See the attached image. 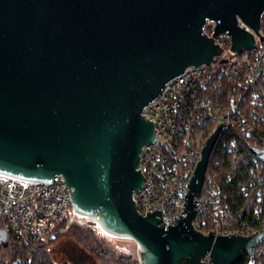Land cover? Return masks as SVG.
I'll use <instances>...</instances> for the list:
<instances>
[{"label":"water","instance_id":"water-1","mask_svg":"<svg viewBox=\"0 0 264 264\" xmlns=\"http://www.w3.org/2000/svg\"><path fill=\"white\" fill-rule=\"evenodd\" d=\"M263 14L264 0H0V172L62 176L74 206L135 241L141 264H202L206 253L214 264L253 258L264 231L214 236L192 225L223 123L204 145L177 224L167 226L160 207L140 215L133 196L145 182L142 150L156 139L144 110L188 68L222 54L204 33L208 21L239 53L255 46L239 20L264 41ZM0 244L8 246L3 231ZM50 253L88 256L74 238Z\"/></svg>","mask_w":264,"mask_h":264},{"label":"built area","instance_id":"built-area-1","mask_svg":"<svg viewBox=\"0 0 264 264\" xmlns=\"http://www.w3.org/2000/svg\"><path fill=\"white\" fill-rule=\"evenodd\" d=\"M239 25L254 34V47L232 52L230 35L214 37L216 24L208 21L204 33L220 45L222 54L211 65L188 68L144 110L145 119L155 122L156 139L140 156L138 170L145 182L133 196L140 215L160 207L167 226L185 216L193 170L205 143L223 123L200 196L195 199L197 212L192 225L203 235L213 230L214 236L250 237L264 231V175L258 171L259 159L246 165L250 182L244 189L257 188L258 196L251 220L237 223L219 184L223 162L217 160L218 152L224 156L236 148L241 135L254 139L256 130L264 129V41L241 20ZM259 33L264 37V14ZM0 220V231L8 241L7 248L2 247L0 264H33V255H15L13 247L48 244L76 227H89L105 237L98 215L74 206L72 190L62 176L41 181L0 172ZM202 264H214L210 253L202 257ZM247 264H264V242L254 249Z\"/></svg>","mask_w":264,"mask_h":264},{"label":"trees","instance_id":"trees-1","mask_svg":"<svg viewBox=\"0 0 264 264\" xmlns=\"http://www.w3.org/2000/svg\"><path fill=\"white\" fill-rule=\"evenodd\" d=\"M255 139V140H254ZM254 139L245 138L241 135L240 142L236 148L225 154L224 156L217 155L219 161L223 162L221 172L219 174V184L221 186V192L225 203L229 204L235 214L238 224H243L248 220H251L254 209L258 203L257 188H250L245 190L244 187L249 184V175L247 173L246 165L248 162H252L256 158L259 159L258 171L264 175V129L258 128L254 134ZM252 149L257 151V154L251 152ZM216 151L212 157L214 160L216 157ZM260 154V155H258ZM244 213L243 220H240L241 214ZM0 220V229H1ZM200 230H204L201 228ZM74 236L79 242L90 248L92 252H95L100 258L107 259L106 264H128L121 257L114 260L115 256L110 254L99 240H96L92 235H88L85 231H76ZM57 243V240L51 241L48 245ZM15 255H33V264H55L51 258L50 248L39 245L29 246H15L13 247ZM3 252V248L0 244V257ZM249 261L248 256L244 255L243 258L237 264H247ZM69 264V263H64Z\"/></svg>","mask_w":264,"mask_h":264},{"label":"rangeland","instance_id":"rangeland-1","mask_svg":"<svg viewBox=\"0 0 264 264\" xmlns=\"http://www.w3.org/2000/svg\"><path fill=\"white\" fill-rule=\"evenodd\" d=\"M76 231H85L88 235H92L96 240H99V242L102 243L103 248L106 249L110 254H113L115 256L114 260L117 262V259L124 257L129 258L125 259V261H128V264H141L140 257L138 254V248L137 246L132 242H125V241H117V240H111L105 237L98 236L95 234L89 227L81 228L76 227L71 229L69 232L59 236L56 240L57 243L53 245H48L47 243H43L44 246L50 248V252H56L58 241L60 240H66V239H72L74 238V247H84V249L87 251L88 256L90 259L96 261L98 264H106V260L100 258L95 252H92L90 248L86 247L84 244L79 242L77 238L74 236V232ZM51 254V253H50ZM51 258L55 264H74V262L71 259L58 257V256H52Z\"/></svg>","mask_w":264,"mask_h":264},{"label":"bare ground","instance_id":"bare-ground-1","mask_svg":"<svg viewBox=\"0 0 264 264\" xmlns=\"http://www.w3.org/2000/svg\"><path fill=\"white\" fill-rule=\"evenodd\" d=\"M96 220L98 221V218H96ZM102 228H103V231H104V235H105V238H108V239H113V240H117V241H125V242H132L134 243L136 246H137V243L133 240H131L130 238H126V237H122V236H118L115 232H112V231H109L107 229H104V225L102 224ZM138 248V246H137ZM138 254H139V250H138ZM139 257H140V254H139ZM141 260V258H140Z\"/></svg>","mask_w":264,"mask_h":264},{"label":"flooded vegetation","instance_id":"flooded-vegetation-1","mask_svg":"<svg viewBox=\"0 0 264 264\" xmlns=\"http://www.w3.org/2000/svg\"><path fill=\"white\" fill-rule=\"evenodd\" d=\"M74 254H70L69 255V258H71V260L74 262V264H88V262H87V257L90 259V257L89 256H79V257H76L75 259H74Z\"/></svg>","mask_w":264,"mask_h":264}]
</instances>
